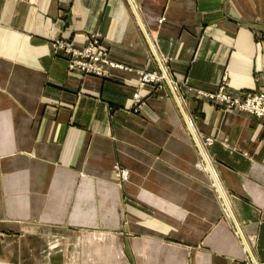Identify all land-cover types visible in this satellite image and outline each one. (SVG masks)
<instances>
[{"label":"crops","instance_id":"crops-1","mask_svg":"<svg viewBox=\"0 0 264 264\" xmlns=\"http://www.w3.org/2000/svg\"><path fill=\"white\" fill-rule=\"evenodd\" d=\"M93 38L124 69L69 70ZM223 85L264 87V0H0V264H264V119Z\"/></svg>","mask_w":264,"mask_h":264},{"label":"built area","instance_id":"built-area-1","mask_svg":"<svg viewBox=\"0 0 264 264\" xmlns=\"http://www.w3.org/2000/svg\"><path fill=\"white\" fill-rule=\"evenodd\" d=\"M56 47L65 49L73 58L69 60V70H81L87 74H95L100 77L111 76L110 69L122 68L115 63H111L106 53L100 48V44L95 39L89 47L83 50H75L72 46L58 43ZM163 76L158 77L156 73L141 75V85L156 83L157 81L166 80L170 83L172 91L177 92L178 84L170 82L167 78L168 70L165 66H160ZM226 85H223L215 94H210L212 100H219L226 104L228 108H237L241 111L248 112L258 118L264 119V87L260 92L249 94L244 98L232 97L225 91ZM136 103L140 102L138 95L135 97ZM210 143V141H208Z\"/></svg>","mask_w":264,"mask_h":264},{"label":"rangeland","instance_id":"rangeland-1","mask_svg":"<svg viewBox=\"0 0 264 264\" xmlns=\"http://www.w3.org/2000/svg\"><path fill=\"white\" fill-rule=\"evenodd\" d=\"M95 39L93 38L88 44H87V46L85 47V48H87V47H89L90 46V44L94 41ZM66 45H68V44H66ZM84 48V49H85ZM63 50H65V49H63ZM83 50V49H82ZM66 52H67V50H65ZM68 53V52H67ZM107 55V54H106ZM108 57V56H107ZM109 59V58H108ZM110 60V59H109ZM111 61V60H110ZM111 63H114V62H112L111 61ZM116 64V63H115ZM164 64V63H163ZM118 65V64H117ZM120 66V65H119ZM122 68H123V66H122ZM167 68V67H166ZM116 69H121V68H116ZM124 69V68H123ZM168 69V68H167ZM154 73H156L157 74V76L158 77H162L163 76V73H162V70H161V68H160V66H159V69H156V71H149V70H139L138 71V74H139V76L141 77V75H148V74H154ZM168 74V73H167ZM149 84V83H148ZM151 84H157V85H166L167 84V81L166 80H161V81H157L156 83H151ZM145 85H147V84H145ZM222 87V86H221ZM220 87V88H221ZM225 87V86H224ZM220 88H219V90H220ZM225 91H226V93H227V88L225 87ZM179 95V94H178ZM199 95H201L202 97H207V98H210L209 97V95L210 94H206V93H204V92H199ZM232 96V95H231ZM135 97H136V95H135ZM139 98H140V101H141V97L140 96H138ZM179 98H180V100H182L183 98H182V95H179L178 96ZM232 97H234V96H232ZM215 101H219V100H215ZM219 102H221V101H219ZM221 103H223V102H221ZM223 104H225V103H223ZM226 105V104H225ZM208 141H210V143H208ZM212 139L211 138H209V139H206V143L208 144V145H210V144H212ZM113 174H114V176H115V179H116V181L118 182V184H123V183H125V182H127L128 181V179H129V170H127V169H125V168H122L119 164H116L114 167H113ZM213 186L215 187V184H213ZM220 198H221V196H220ZM222 199V198H221ZM222 203H223V205L225 206V203H224V201L222 200ZM224 210L226 211V209H225V207H224ZM224 211V212H225ZM227 213V212H226ZM225 213V215H227ZM248 259H246L248 262L251 260V259H249V256H246Z\"/></svg>","mask_w":264,"mask_h":264},{"label":"bare ground","instance_id":"bare-ground-1","mask_svg":"<svg viewBox=\"0 0 264 264\" xmlns=\"http://www.w3.org/2000/svg\"><path fill=\"white\" fill-rule=\"evenodd\" d=\"M209 166H210V170H212V167H211L210 164H209ZM209 166H208V167H209ZM206 169H207V168H206ZM212 171H213V170H212ZM213 174H214V173H213ZM214 176H215V175H214ZM215 179H216V178H215ZM215 181H216L217 185H220V184L218 183L217 179H216ZM219 187H220V186H219ZM216 188H217V187H216ZM217 191H218V190H217ZM218 193H219V195L221 196V198H222V200H223V199H224V198H223V196H224L223 193H222L223 196L220 194V192H218ZM224 197H225V200H223V201H224L225 205L227 206V207L224 206L225 209H226L225 212H227L226 214L230 217L229 212L227 211V208H230V207H229L230 204H229V202L227 201L228 199L226 200L227 197H226V196H224ZM226 202H227V203H226ZM227 204H228V205H227Z\"/></svg>","mask_w":264,"mask_h":264}]
</instances>
